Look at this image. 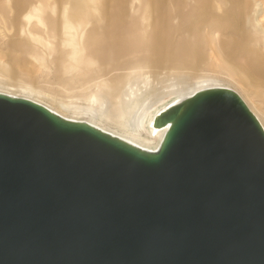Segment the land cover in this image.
I'll use <instances>...</instances> for the list:
<instances>
[{
    "label": "water",
    "instance_id": "1",
    "mask_svg": "<svg viewBox=\"0 0 264 264\" xmlns=\"http://www.w3.org/2000/svg\"><path fill=\"white\" fill-rule=\"evenodd\" d=\"M156 153L0 95V264H264V130L225 89Z\"/></svg>",
    "mask_w": 264,
    "mask_h": 264
},
{
    "label": "bare ground",
    "instance_id": "2",
    "mask_svg": "<svg viewBox=\"0 0 264 264\" xmlns=\"http://www.w3.org/2000/svg\"><path fill=\"white\" fill-rule=\"evenodd\" d=\"M3 18H11L16 52L0 57V95L31 101L146 153L160 149L169 125L158 120L171 107L209 90L264 87V0H4ZM50 69L62 84L81 88L105 78L92 96L101 109L63 106L73 111L68 117L32 97L37 92L25 81ZM160 76L183 85L147 108L137 99L138 80L148 85ZM244 97L264 130V108ZM110 114L122 118L120 133L97 124Z\"/></svg>",
    "mask_w": 264,
    "mask_h": 264
},
{
    "label": "rangeland",
    "instance_id": "3",
    "mask_svg": "<svg viewBox=\"0 0 264 264\" xmlns=\"http://www.w3.org/2000/svg\"><path fill=\"white\" fill-rule=\"evenodd\" d=\"M0 3L4 4V0H0ZM3 8L6 10L5 5H3ZM33 23L35 24V22ZM12 26L13 24H11V18L0 19L1 58H3L7 54H10L11 52H16L15 46H12V44H10L11 42H16L15 31ZM42 38L46 41L48 40L45 35L42 36ZM49 43L50 46H54V41L52 39H49ZM42 54L44 56L47 55V53L44 51L42 52ZM205 74L211 75L210 72H206ZM104 79L105 78L98 79L95 82L86 84L84 87L81 88L78 85L70 84L67 82H64V84H62L63 81L57 78L54 69H50L48 72L40 74L38 80H33L29 82L25 81V84L33 87L37 92V94H33L32 97L39 100V102L41 101V103L44 102V104H47L48 106H50V108L52 107L53 109L58 110L60 113L65 112L63 106L69 107L70 110L79 108L81 110H89L95 112L96 110L101 108L98 107V104L94 101L95 99L92 96L101 91L100 85L101 83L103 85ZM192 81V79H189L185 80L184 83H190ZM11 84L13 85L19 83L18 81H11ZM182 85L183 84L180 78H173L169 76H160L157 80H150L148 82V85H144L140 82V80H138V90L140 92L137 95V99L140 100L144 104V106L148 108L158 102L161 98L167 99L168 95L176 93L177 89H179ZM229 88L235 91L245 102V104L251 109H253L252 105L244 97V94L250 96L252 99L251 101L261 104L260 106L264 108V87L252 88L246 92H243L242 88L238 86H230ZM14 94L22 96L19 92H16ZM78 112L80 114H83L80 115V117L84 118L86 121L92 119L91 114L89 115L87 112ZM65 113L68 114V117H71L73 111H66ZM84 113L86 116L84 115ZM109 117L111 118L109 120L98 119L99 123L97 122V124L100 127H103L104 129L107 127L106 129H109L110 131L112 130L120 133L119 129L123 121L122 118L114 117L112 114H110Z\"/></svg>",
    "mask_w": 264,
    "mask_h": 264
}]
</instances>
